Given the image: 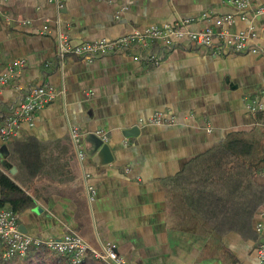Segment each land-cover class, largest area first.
<instances>
[{
	"label": "crops",
	"instance_id": "obj_1",
	"mask_svg": "<svg viewBox=\"0 0 264 264\" xmlns=\"http://www.w3.org/2000/svg\"><path fill=\"white\" fill-rule=\"evenodd\" d=\"M232 1L66 0L61 30L80 44L185 20L197 31L211 24L204 15L234 14V30L253 26L256 42L264 43V16L243 21ZM0 9V74L14 60H26L1 88V109H16L39 84L57 93L32 123L0 137V174L34 203L17 213L23 232L45 240L75 232L95 251L114 246L130 264H259L256 227L264 202L254 211L247 208L251 197L235 198L239 208L207 215L184 202L175 182L189 161L237 134L254 144V161L264 160V111L247 108L250 99L264 102V55L215 57L184 44L158 67L126 53L61 61L50 0H0ZM156 112L176 122L152 126ZM70 125L84 135L82 161ZM98 132L107 136L111 160L95 152ZM16 140L38 143L36 176H28L14 153ZM256 184L255 192L264 191V168ZM3 195L0 181V209Z\"/></svg>",
	"mask_w": 264,
	"mask_h": 264
},
{
	"label": "built area",
	"instance_id": "obj_2",
	"mask_svg": "<svg viewBox=\"0 0 264 264\" xmlns=\"http://www.w3.org/2000/svg\"><path fill=\"white\" fill-rule=\"evenodd\" d=\"M50 2L55 5L57 13L54 24L58 37V57L61 61L67 56L94 61L100 57L126 53L130 54L134 60L143 61L151 67H158L164 61L168 51L182 47L184 44H190L215 57L264 55V43L256 42L255 27L233 29L234 14L204 15L203 19L211 24L197 31L190 30V21L185 20L164 26H149L114 39L73 44L61 30V14L66 0H50ZM232 5L243 21L264 16V3H259L257 0H233ZM50 22V20L46 21L43 27L44 34L50 31ZM25 65V59H16L10 63L8 68L0 74V91L2 87L10 84ZM56 96L54 87L47 83L30 89L22 96L14 112L4 120L0 128V137L9 139L15 135L16 129L22 123H32L35 114L52 103ZM247 108L252 114H257L264 111V102L259 98L250 99ZM175 122L174 116L167 117L163 112H156L149 124L170 126ZM69 133L78 160L82 161L86 157L85 150L81 149L84 135L73 125L69 126ZM97 135L104 142L107 141L105 133L98 132ZM87 189L90 193H94L92 186H88ZM256 229L261 238L257 249L259 264H264V215ZM31 248H45L57 255L71 257L74 264H79L87 253H92L96 259L107 264H130L116 252L114 246L107 244L101 251H95L75 232L66 233L59 239L48 240L30 236L21 230L18 215L15 212L8 208L0 209V264L25 257Z\"/></svg>",
	"mask_w": 264,
	"mask_h": 264
},
{
	"label": "trees",
	"instance_id": "obj_3",
	"mask_svg": "<svg viewBox=\"0 0 264 264\" xmlns=\"http://www.w3.org/2000/svg\"><path fill=\"white\" fill-rule=\"evenodd\" d=\"M14 110L6 112L0 106V128ZM253 151L252 141L245 135L237 134L189 161L175 182L182 189L184 202L199 213L219 216L221 212L229 213L235 205L239 208L236 201L233 202L235 198L246 200L251 197L247 208L253 207L255 211L257 205L261 206L264 202V191H254L256 176L264 168V160L254 161ZM14 153L28 176L34 177L39 173L42 160L36 141H14ZM0 181L4 193L1 204L4 208L17 214L33 206V200L8 177L0 174ZM3 264L74 263L71 257L57 255L45 248H31L25 257ZM79 264L107 263L87 253Z\"/></svg>",
	"mask_w": 264,
	"mask_h": 264
},
{
	"label": "water",
	"instance_id": "obj_4",
	"mask_svg": "<svg viewBox=\"0 0 264 264\" xmlns=\"http://www.w3.org/2000/svg\"><path fill=\"white\" fill-rule=\"evenodd\" d=\"M99 149L106 156L107 160H111L109 145L106 142H104L101 138L98 139V143L95 145V152L98 151Z\"/></svg>",
	"mask_w": 264,
	"mask_h": 264
}]
</instances>
